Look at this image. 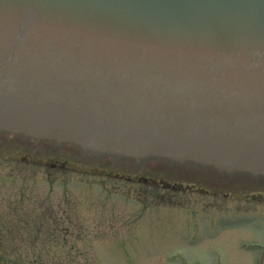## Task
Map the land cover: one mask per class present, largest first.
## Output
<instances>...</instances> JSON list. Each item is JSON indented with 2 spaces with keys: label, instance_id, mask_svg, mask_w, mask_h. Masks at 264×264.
Listing matches in <instances>:
<instances>
[{
  "label": "water",
  "instance_id": "obj_1",
  "mask_svg": "<svg viewBox=\"0 0 264 264\" xmlns=\"http://www.w3.org/2000/svg\"><path fill=\"white\" fill-rule=\"evenodd\" d=\"M0 129L264 171V0H0ZM0 145L118 166L22 136ZM128 162L188 180L251 177Z\"/></svg>",
  "mask_w": 264,
  "mask_h": 264
},
{
  "label": "rangeland",
  "instance_id": "obj_2",
  "mask_svg": "<svg viewBox=\"0 0 264 264\" xmlns=\"http://www.w3.org/2000/svg\"><path fill=\"white\" fill-rule=\"evenodd\" d=\"M10 149L29 161L9 158ZM2 153L0 264H242L243 254L226 244V235H249L252 228L217 215L238 205L264 209L262 199L248 205L222 196L224 184L206 182L208 191L200 193L197 186L173 189L115 177L122 167L100 175L52 169L35 159L89 161L0 145Z\"/></svg>",
  "mask_w": 264,
  "mask_h": 264
},
{
  "label": "flooded vegetation",
  "instance_id": "obj_3",
  "mask_svg": "<svg viewBox=\"0 0 264 264\" xmlns=\"http://www.w3.org/2000/svg\"><path fill=\"white\" fill-rule=\"evenodd\" d=\"M250 179V181H243L241 184L236 183V187L234 188L225 187L226 191L223 195L232 197L234 194V196L240 199H263L264 173L255 174ZM238 188L240 191L234 192ZM231 212H235L236 214L228 217H234L233 219L247 224L253 230L249 235L235 234L234 232H229L226 235L225 242L229 247L234 248V250L237 249L236 251L239 248H247V255H239L241 258L237 263L264 264V209H232ZM225 222L229 223V219L226 218Z\"/></svg>",
  "mask_w": 264,
  "mask_h": 264
},
{
  "label": "bare ground",
  "instance_id": "obj_4",
  "mask_svg": "<svg viewBox=\"0 0 264 264\" xmlns=\"http://www.w3.org/2000/svg\"><path fill=\"white\" fill-rule=\"evenodd\" d=\"M244 255H247V254H244Z\"/></svg>",
  "mask_w": 264,
  "mask_h": 264
}]
</instances>
